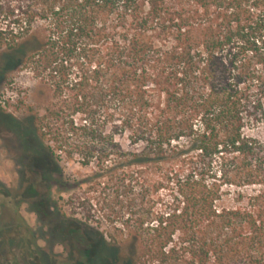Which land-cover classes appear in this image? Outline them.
<instances>
[{"label": "trees", "instance_id": "obj_1", "mask_svg": "<svg viewBox=\"0 0 264 264\" xmlns=\"http://www.w3.org/2000/svg\"><path fill=\"white\" fill-rule=\"evenodd\" d=\"M8 70L50 93L0 108L36 213L90 264H264V0H0ZM69 161L87 171L58 206Z\"/></svg>", "mask_w": 264, "mask_h": 264}, {"label": "rangeland", "instance_id": "obj_2", "mask_svg": "<svg viewBox=\"0 0 264 264\" xmlns=\"http://www.w3.org/2000/svg\"><path fill=\"white\" fill-rule=\"evenodd\" d=\"M49 100L47 87L27 71L8 70L0 79V108L17 118L27 115L30 109L42 113ZM246 133L264 140L263 127ZM19 147L13 133L0 123V264H90L88 242H79L81 232H61L55 228L58 215L36 213L43 209L45 188L39 180L34 181ZM61 165L70 184L52 186V199L58 206L62 205L60 197L66 200L72 193V181L87 171L75 161ZM32 183L39 193L37 197L28 189ZM71 207L62 208L67 216H72ZM74 217L84 218L79 210ZM100 230L106 231L104 226Z\"/></svg>", "mask_w": 264, "mask_h": 264}, {"label": "flooded vegetation", "instance_id": "obj_3", "mask_svg": "<svg viewBox=\"0 0 264 264\" xmlns=\"http://www.w3.org/2000/svg\"><path fill=\"white\" fill-rule=\"evenodd\" d=\"M85 253H86V250L84 251ZM88 257V256H87ZM79 264H81V263H79Z\"/></svg>", "mask_w": 264, "mask_h": 264}]
</instances>
